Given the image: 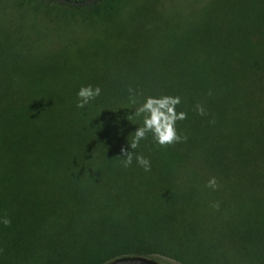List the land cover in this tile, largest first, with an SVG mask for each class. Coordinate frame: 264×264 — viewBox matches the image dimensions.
Returning <instances> with one entry per match:
<instances>
[{
	"label": "trees",
	"instance_id": "obj_1",
	"mask_svg": "<svg viewBox=\"0 0 264 264\" xmlns=\"http://www.w3.org/2000/svg\"><path fill=\"white\" fill-rule=\"evenodd\" d=\"M68 6L122 23L130 58L147 56L150 44L152 58L105 70L100 60L40 64L9 52L0 24V220H11L0 223V264L154 254L264 264V0ZM64 74L86 75L68 84ZM88 85L100 94L77 108ZM149 97H179L181 140L161 146L148 132L133 149L148 115L136 111ZM122 149L133 156L128 167ZM213 177L215 190L206 187Z\"/></svg>",
	"mask_w": 264,
	"mask_h": 264
},
{
	"label": "rangeland",
	"instance_id": "obj_2",
	"mask_svg": "<svg viewBox=\"0 0 264 264\" xmlns=\"http://www.w3.org/2000/svg\"><path fill=\"white\" fill-rule=\"evenodd\" d=\"M12 1L0 0V24L5 23L9 27L6 33L11 35L8 42L13 49L9 52L18 50L24 57L40 64L57 61L77 65L86 60L87 67L91 68L95 65L94 60H100V66L96 67L104 70L111 66L121 67V61L126 63L133 58L135 61H147L152 58L151 44L147 56L130 58L131 53L126 49L133 43L130 44L131 36L123 32L122 23L103 24V20L91 15L88 10L82 11L54 0H25L21 6ZM86 43L88 45L85 46ZM84 46L76 52L65 50V47L77 49ZM85 75L64 74L62 77H65V83L75 84L82 82ZM49 83L57 85L62 81L49 79ZM242 229L237 228V231ZM148 258L161 264H183L159 254Z\"/></svg>",
	"mask_w": 264,
	"mask_h": 264
},
{
	"label": "clouds",
	"instance_id": "obj_3",
	"mask_svg": "<svg viewBox=\"0 0 264 264\" xmlns=\"http://www.w3.org/2000/svg\"><path fill=\"white\" fill-rule=\"evenodd\" d=\"M99 94V87L93 88L91 85L81 87L77 92L78 102L76 107H85L89 101L95 99L99 96ZM133 102L135 101L133 100ZM179 102V97H163L159 99L149 97L136 111L137 116L142 113H147L148 115L144 119L143 127L136 130L130 147L135 149L138 146L139 141L144 139L146 133L148 132L153 133L154 139L161 146H167L179 142L181 137L176 132L175 124L178 120H184L187 118L186 113L175 112V106ZM197 112L200 115H205L202 107H198ZM131 118L132 117H129V119ZM121 151L125 155V159L123 161L124 166H130L133 161V156L131 153L125 152L123 149ZM136 161L144 167L145 171L150 169V161L147 158L143 156H136ZM217 186V181L214 177L210 178L206 185V187L213 190H215ZM0 223H3V225L7 227L10 226L11 220L5 216L2 220H0Z\"/></svg>",
	"mask_w": 264,
	"mask_h": 264
},
{
	"label": "water",
	"instance_id": "obj_4",
	"mask_svg": "<svg viewBox=\"0 0 264 264\" xmlns=\"http://www.w3.org/2000/svg\"><path fill=\"white\" fill-rule=\"evenodd\" d=\"M62 4H68L73 6H82L85 4H93L99 0H54ZM106 264H161L157 261H154L148 257L143 256H124L118 257L114 260L109 261Z\"/></svg>",
	"mask_w": 264,
	"mask_h": 264
}]
</instances>
